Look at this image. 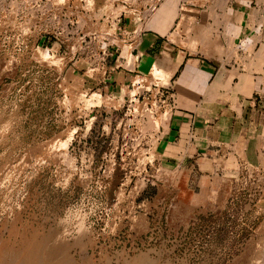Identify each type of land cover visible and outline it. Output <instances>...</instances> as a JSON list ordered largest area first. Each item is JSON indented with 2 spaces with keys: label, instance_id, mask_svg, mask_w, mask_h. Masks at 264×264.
Instances as JSON below:
<instances>
[{
  "label": "rangeland",
  "instance_id": "374dc122",
  "mask_svg": "<svg viewBox=\"0 0 264 264\" xmlns=\"http://www.w3.org/2000/svg\"><path fill=\"white\" fill-rule=\"evenodd\" d=\"M92 18L0 0V264H264V173L162 174L147 151L166 99L107 91Z\"/></svg>",
  "mask_w": 264,
  "mask_h": 264
},
{
  "label": "crops",
  "instance_id": "0c3cea01",
  "mask_svg": "<svg viewBox=\"0 0 264 264\" xmlns=\"http://www.w3.org/2000/svg\"><path fill=\"white\" fill-rule=\"evenodd\" d=\"M76 3L113 63L107 91L166 99L167 118L147 151L162 174L264 173V0ZM254 186L250 200L262 218L264 177Z\"/></svg>",
  "mask_w": 264,
  "mask_h": 264
},
{
  "label": "bare ground",
  "instance_id": "6f19581e",
  "mask_svg": "<svg viewBox=\"0 0 264 264\" xmlns=\"http://www.w3.org/2000/svg\"><path fill=\"white\" fill-rule=\"evenodd\" d=\"M43 255H44V253H42ZM40 256V254L38 255V257L37 258H39V262H37L36 264H44L45 263V261L43 260V258L45 257V255H44V257L41 255L40 257H42V258H40L39 257ZM146 257V256H145ZM45 259H46V257H45ZM145 259L146 258H144L143 256L142 257H138V258H135L134 260H133V262H132V264H143V261H145ZM51 260V259H50ZM147 260V259H146ZM148 261V260H147ZM61 262V261H60ZM151 262H153V261H151ZM150 263V262H149ZM54 264V263H53ZM58 264H60V263H58ZM61 264H63L62 262H61ZM153 264H154V262H153Z\"/></svg>",
  "mask_w": 264,
  "mask_h": 264
},
{
  "label": "built area",
  "instance_id": "2783aa9c",
  "mask_svg": "<svg viewBox=\"0 0 264 264\" xmlns=\"http://www.w3.org/2000/svg\"><path fill=\"white\" fill-rule=\"evenodd\" d=\"M246 170H248V169H246ZM254 185H251L250 187H249V189H248V192L251 194L252 193V191L254 190Z\"/></svg>",
  "mask_w": 264,
  "mask_h": 264
}]
</instances>
